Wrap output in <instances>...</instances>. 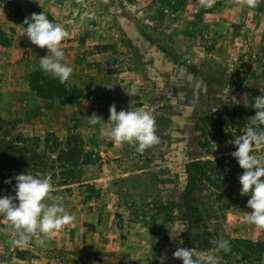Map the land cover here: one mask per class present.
<instances>
[{
  "label": "rangeland",
  "instance_id": "obj_1",
  "mask_svg": "<svg viewBox=\"0 0 264 264\" xmlns=\"http://www.w3.org/2000/svg\"><path fill=\"white\" fill-rule=\"evenodd\" d=\"M158 1L165 0H154L160 6ZM257 2L249 8L247 0H186L177 28L159 25L158 51L137 56L123 38L112 37L106 18L97 16V0H0V28L13 37L11 49L0 52L4 129L41 140L51 133L61 141L76 135L100 157L83 169V180L96 190L91 198L77 186L70 192L54 189L74 219L43 237V245L41 235H34L26 246H17L15 231L0 217V264H182L173 253L186 248L185 167L209 159V149H220H214L215 142L203 144L196 123L203 116L221 123L249 115L255 98L264 94V0ZM21 11L23 21L43 11L68 31L78 28L80 39L64 40L61 48L77 49L79 62L71 64L77 65L79 85L69 80L66 86L80 90L81 100L62 104L30 89L34 74L51 75L38 62L47 49L32 45L14 16ZM80 14L88 21L68 22ZM132 87L138 93L128 96ZM113 104L117 112L147 106L159 142L140 153L135 145L110 141L103 121L89 124L93 113L107 122ZM253 154L264 158L262 148ZM9 195L14 193L0 183V197ZM250 195L236 191V204L222 214L228 238L264 241V230L245 220ZM173 230L180 233L170 238Z\"/></svg>",
  "mask_w": 264,
  "mask_h": 264
},
{
  "label": "trees",
  "instance_id": "obj_2",
  "mask_svg": "<svg viewBox=\"0 0 264 264\" xmlns=\"http://www.w3.org/2000/svg\"><path fill=\"white\" fill-rule=\"evenodd\" d=\"M185 2L186 0H173V4H170L166 0L164 3L158 1L161 8L173 13L181 11ZM41 12L43 11H35V14ZM43 13L56 23L49 13ZM14 16L26 27L22 11L14 13ZM12 40V35H7L0 28V46L10 47ZM29 86L38 97L45 100L58 98L62 104H73L83 98L82 92L77 88H69L66 83L61 84L57 79L42 73L34 74ZM254 115L255 112L249 115L243 113L235 120H224L221 123L209 116L199 118L195 128L203 144L207 146L215 142L214 149H220H209V159L193 160L185 167L187 178L182 199L186 202V209L181 214L187 225L183 238L184 247L197 253L217 255L220 257L219 264H263L264 241L228 238L222 230V214L236 204L234 194L240 189L238 176L243 173L231 156L236 151L233 141L251 126L249 118ZM219 123H223V127ZM3 124L4 121L0 119V183L31 172L50 178L54 189L61 188L70 192L72 187L77 186L85 189L87 198H91V194L96 192L89 180H83V169L95 166L100 157L93 151H87L78 136L72 135L66 141H61L51 133L41 140L21 134L12 135L4 129ZM261 148L264 151V147ZM5 185L8 193H14V179L12 183ZM221 237L230 242L231 251L227 254L215 251Z\"/></svg>",
  "mask_w": 264,
  "mask_h": 264
},
{
  "label": "clouds",
  "instance_id": "obj_3",
  "mask_svg": "<svg viewBox=\"0 0 264 264\" xmlns=\"http://www.w3.org/2000/svg\"><path fill=\"white\" fill-rule=\"evenodd\" d=\"M257 6V0H247V7ZM23 24L26 25V37L30 43L40 49H47L46 55L38 60L40 70L61 84L69 81L73 68L63 63L65 53L61 48L62 41L69 35L68 31L50 21L43 12L33 13L30 18H25ZM228 92L225 91L224 97ZM137 93L138 89L132 87L127 95ZM253 108L255 115L249 118L251 126L233 141L236 151L231 156L243 170L238 176L240 195L243 197L251 193L246 205L251 211L245 213V220L264 230V158H257L253 154L254 149L264 147V94L255 98ZM102 121L107 125L106 137L117 145H135L136 151L142 153L159 142L155 118L147 106L117 112L113 104L109 108L107 122L95 113L88 117L89 124L93 126ZM13 179L14 195L0 197V217L6 219L15 231L14 243L17 246H26L34 235H41L39 243L43 245V237L59 232L73 221L74 217L66 213L61 197L53 195L54 187L50 178L42 177L40 173L26 172L5 183L10 184ZM179 233L173 230L169 233L170 238H175ZM215 251L229 253V240L221 237ZM173 257L181 260L182 264H219L220 260L217 255L197 253L188 248H178Z\"/></svg>",
  "mask_w": 264,
  "mask_h": 264
},
{
  "label": "crops",
  "instance_id": "obj_4",
  "mask_svg": "<svg viewBox=\"0 0 264 264\" xmlns=\"http://www.w3.org/2000/svg\"><path fill=\"white\" fill-rule=\"evenodd\" d=\"M193 6L195 7L196 5ZM95 7L98 10L96 11L97 16L101 17L103 15L106 18L105 22H108L107 24L110 26L109 32L112 37L123 38L131 46L132 51L137 53V56L149 55L154 49L158 51V39L154 38H158L157 29L159 25L169 22L171 27L177 28L179 18L183 14L182 10L176 13L169 12L158 6L154 0H133L132 2H126L125 0H97ZM85 14H80L79 17L74 18L75 20H69L68 22H72L73 24L77 23L80 19L86 22L89 18L85 17ZM65 29L67 30V27ZM73 29L74 31L67 30L69 35L65 40H70L71 37L80 39L81 35H79L80 37L77 36L81 34L78 33V28L73 26ZM117 30L118 32L116 33ZM148 47H150L151 51ZM10 49V47L0 46V52H8ZM73 50L68 51L67 46H65L63 50L65 53L63 63L71 65L70 67L73 68V73L69 80L79 85L75 76L78 72L77 70L76 73L74 72V68H77V65H72L74 64L73 62H79L74 59L77 58L74 54L77 52V49L73 48Z\"/></svg>",
  "mask_w": 264,
  "mask_h": 264
}]
</instances>
